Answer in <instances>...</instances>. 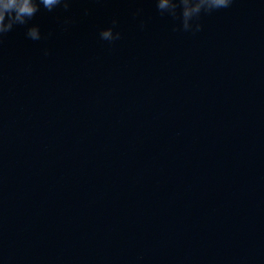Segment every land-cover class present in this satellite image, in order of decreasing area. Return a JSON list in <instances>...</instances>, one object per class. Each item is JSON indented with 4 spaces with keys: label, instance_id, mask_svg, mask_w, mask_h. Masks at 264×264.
<instances>
[{
    "label": "clouds",
    "instance_id": "9594fccd",
    "mask_svg": "<svg viewBox=\"0 0 264 264\" xmlns=\"http://www.w3.org/2000/svg\"><path fill=\"white\" fill-rule=\"evenodd\" d=\"M186 3V0H178L169 4V0H157V8L163 13L167 12L173 17L176 16V9ZM232 0H197V3L191 11L182 8V23L184 30H189L188 20L198 18L202 12L210 13L222 8H228ZM43 5L48 11H52L54 7L63 5L67 10L69 7L68 0H0V37L10 32L15 25H26L29 20L39 11L40 5ZM116 21H113L115 25ZM196 30H200V25H196ZM27 35L33 40L40 39L38 27L32 26L28 28ZM101 39L106 41H114L120 38V34L113 33L112 28L101 31Z\"/></svg>",
    "mask_w": 264,
    "mask_h": 264
}]
</instances>
